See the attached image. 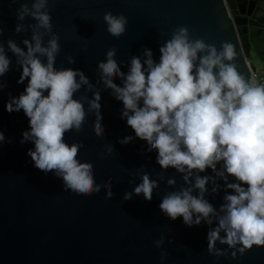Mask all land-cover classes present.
<instances>
[{
    "label": "water",
    "instance_id": "95a60500",
    "mask_svg": "<svg viewBox=\"0 0 264 264\" xmlns=\"http://www.w3.org/2000/svg\"><path fill=\"white\" fill-rule=\"evenodd\" d=\"M35 2L0 0V47L10 61L9 70L0 77V83L6 84L0 90V131L5 136L0 143V264H264V247L253 246L241 256L239 244L230 248L217 240L213 251H208L207 235L224 215L220 212L224 196L235 194L211 169L199 173L212 178L204 194L217 213L209 217L211 224L202 219L199 226L189 228L182 217L173 221L160 210L168 194L194 188L198 170L185 180L186 172L164 169L157 163V150L149 151L147 142L137 138L122 118L123 103L106 88L98 67L113 48L124 75L133 57L143 65L144 49L151 50L154 62L159 63V49L178 28L186 27L190 41L203 40L218 53L224 43H231L236 56L224 63H234L248 80L252 76L249 60H256L264 72V0H47L42 11L51 17V32L35 28L38 21L31 15L18 18L22 5L32 11ZM106 12L126 18L121 37L107 31ZM34 32H39L45 48L53 36L59 37L55 70L81 71L88 80L73 94L85 111L82 131L66 132L64 142L82 145L76 159L92 165L99 192L78 195L66 190L54 172L45 175L34 167L27 155L29 149L34 150L33 143H20L22 132L30 130L29 120L22 110L6 111L9 95L18 97L28 83L27 79L23 84L17 82L22 67L9 41L26 53L24 41L34 46ZM206 54L198 53V57ZM35 55L47 62L46 56ZM251 68L258 69L253 63ZM76 80L79 83V76ZM113 82L123 87L119 76ZM96 93L101 97V137L94 132L97 113L89 111V101ZM126 137L131 141L122 143ZM222 165L217 164V171H223ZM145 174L157 184L150 202L134 192ZM233 182L235 178L228 176L227 183ZM126 193L130 199L124 198ZM192 195H198V190ZM220 237H225L223 231Z\"/></svg>",
    "mask_w": 264,
    "mask_h": 264
},
{
    "label": "clouds",
    "instance_id": "9594fccd",
    "mask_svg": "<svg viewBox=\"0 0 264 264\" xmlns=\"http://www.w3.org/2000/svg\"><path fill=\"white\" fill-rule=\"evenodd\" d=\"M46 5L47 0H36L29 11L24 4L18 18L23 20L31 15L38 21L35 28L51 32V17L42 11ZM104 20L111 36L119 38L125 33L127 20L123 15L106 12ZM16 31H21L19 25ZM58 39L53 36L45 48L41 46L39 32H34V46L24 41L26 53L9 41V49L22 67L17 82L23 84L27 79L28 83L18 97L9 95L6 111L22 110L28 118L30 130L22 132L20 143H33L34 150L29 149L27 155L34 167L45 175L54 172L64 181L66 190L86 196L99 192L100 186L94 187L92 165L76 159L82 145L69 146L64 136L73 128L82 131L85 111L73 94L81 85L88 84V80L81 71L54 69L55 55L60 50ZM159 51V63L154 62L149 49H144L143 65L138 57H133L127 75L120 72L115 48L107 52L106 62L98 67L106 88L123 103L122 118H126L137 138L147 142L149 151L157 150V163L164 169L171 167L186 172L185 180L193 170H198L194 188L168 194L162 199L160 210L173 221L182 217L189 228L199 226L202 219L211 224L209 217L217 213L204 194L212 178L199 175L211 169L235 194L224 196L225 203L220 208L224 215L218 217V226L207 235L208 251H213L217 240L230 248L239 244L237 251L241 256L253 246L264 247V83H257L254 74L246 80L234 63H224L236 56L231 43H224L218 53L215 46L203 40L190 41L186 27L178 28ZM36 53L46 56L47 62L42 63ZM198 53L207 54L198 57ZM69 62L74 61L69 58ZM9 65L0 47V77L9 70ZM117 76L122 79L123 87L113 82ZM4 87L6 84L0 83V90ZM100 99L96 93L89 101V111L97 113L94 125L97 137L104 134ZM131 139L126 137L122 143ZM4 141V133L0 131V143ZM220 162L223 171H217ZM228 176L236 182L227 183ZM173 183L169 180V184ZM155 187L156 182L145 174L134 192L142 193L150 202ZM194 189L198 190L196 196L192 195ZM212 191L217 192L218 186ZM124 198L130 199L131 194L126 193ZM221 231L224 238L220 237Z\"/></svg>",
    "mask_w": 264,
    "mask_h": 264
},
{
    "label": "built area",
    "instance_id": "2783aa9c",
    "mask_svg": "<svg viewBox=\"0 0 264 264\" xmlns=\"http://www.w3.org/2000/svg\"><path fill=\"white\" fill-rule=\"evenodd\" d=\"M249 63V66H250V69L252 71V75L254 74L257 78V83H264V72L263 71H259L258 69L257 70H252L251 66H252V63L250 62V60L248 61Z\"/></svg>",
    "mask_w": 264,
    "mask_h": 264
},
{
    "label": "rangeland",
    "instance_id": "374dc122",
    "mask_svg": "<svg viewBox=\"0 0 264 264\" xmlns=\"http://www.w3.org/2000/svg\"><path fill=\"white\" fill-rule=\"evenodd\" d=\"M250 62L253 63L258 68L259 71H262V67L256 62V60L251 59Z\"/></svg>",
    "mask_w": 264,
    "mask_h": 264
}]
</instances>
